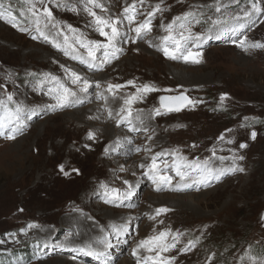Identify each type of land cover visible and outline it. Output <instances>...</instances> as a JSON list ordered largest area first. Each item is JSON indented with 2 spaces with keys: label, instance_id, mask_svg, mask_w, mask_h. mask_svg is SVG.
Listing matches in <instances>:
<instances>
[{
  "label": "rangeland",
  "instance_id": "374dc122",
  "mask_svg": "<svg viewBox=\"0 0 264 264\" xmlns=\"http://www.w3.org/2000/svg\"><path fill=\"white\" fill-rule=\"evenodd\" d=\"M0 2L3 3L0 9L3 12L0 18V85H3L0 98L6 99L7 94L12 93L15 102L37 113L26 120L27 126L15 140L0 137V240L4 241L0 244V264H55V261L121 264L124 260L136 264V258L131 255L136 243L167 227L184 233L178 247L187 245L189 240L196 242L189 251L172 253L177 257L176 264H252L253 259H264V220L261 219L264 216V49L245 52L236 46L245 37L246 43H264V14L244 18L242 10L250 8L248 0H220L222 5H227L221 13L215 12V0H164L165 10L153 18L152 32L136 44L125 43L127 37H124L119 45L123 48L119 59L103 71H97L80 63L78 58L66 56L63 48L58 50L43 38L32 39L39 33L33 18L27 14V0ZM158 2L144 0L143 6L137 2L136 8L146 13ZM99 3L107 11H95L107 18L120 16L133 0H99ZM48 6L64 32H68L65 26L71 25L88 40L103 39L95 31L92 18L83 11V3L72 0L69 7H76L77 11L56 7L55 0ZM261 7L264 8V3ZM186 11L195 12L196 19L200 20V23L193 20V33L214 36L215 30L208 31L209 17L227 19L228 27L238 30L219 39L205 40L199 48L193 49L202 53L199 64L168 59L157 51L160 37L166 34L161 24L166 25ZM237 16L241 18L239 21L234 19ZM143 19V15L138 16V20ZM12 22L28 31L14 28ZM241 23L243 28H239ZM40 27L50 39L63 44V36H57V29L45 28L43 22ZM125 31L126 21L121 28L122 34ZM68 34L71 38L72 34ZM129 35L134 34L129 32ZM147 41L154 47H149ZM77 48L76 55L86 58L84 49H79L78 45ZM64 68L92 82L99 81L101 88L93 84L86 95L81 94L82 103L50 111L47 106L55 104V100L44 93L54 87V82L46 81L42 90L37 89V84L45 79L44 74L69 84ZM128 80L160 89L133 105L134 109H143L145 114L159 108V98L164 95L184 93L198 103L180 112L146 119L147 134L129 132L126 123L116 126L115 117L123 98L135 92V88L122 89L116 93V98L105 91L108 83L124 85ZM98 92L107 100L97 99ZM222 94H226L223 102ZM91 108L96 112L93 116L89 112ZM106 109L112 110L114 118L108 117ZM75 111L83 116L73 115ZM111 129H115V133ZM228 129L232 131H226ZM89 131L96 134L95 140L87 139ZM252 131L257 133L255 140L251 139ZM221 133L225 135L224 141L217 139ZM149 134L153 135L152 140L147 139ZM229 139L233 140L232 144L226 142ZM118 141L119 146L115 147ZM240 143H246L247 147L240 149ZM106 147L111 149L107 155ZM136 147L141 151L136 152ZM146 147L151 151H144ZM174 149L186 160L174 157L171 154ZM157 153H167L158 156L157 162L162 174L173 178L174 185H182L172 167L174 162L183 165L209 159L229 167L235 153L244 156L242 161H237L244 171L219 180L213 178L207 185L192 184L182 191H171L167 187L156 191L152 182L141 175L144 169L140 165L150 163L151 156ZM220 157L226 159L221 161ZM59 164H65L69 170L78 169L79 174L72 172L65 176L59 172ZM165 164L168 167H164ZM184 170L192 180L198 178V173L192 169ZM124 180L133 186L135 194L130 199L117 201L119 206L105 203L101 183L125 191L128 186ZM154 196L163 199L157 202L152 199ZM185 197L189 206L181 209L180 199ZM161 207L170 211L157 220L148 219ZM73 215L86 218L96 229L99 241H111L112 247L104 257L76 250L89 241L84 236L87 234L80 233L79 229L73 232L76 226L72 228L67 220ZM160 220L163 224L158 223ZM126 222L127 232L117 235L116 229ZM29 224L35 227L28 228ZM140 255L150 253L141 250Z\"/></svg>",
  "mask_w": 264,
  "mask_h": 264
},
{
  "label": "snow or ice",
  "instance_id": "6c2138e0",
  "mask_svg": "<svg viewBox=\"0 0 264 264\" xmlns=\"http://www.w3.org/2000/svg\"><path fill=\"white\" fill-rule=\"evenodd\" d=\"M53 0H48V3H52ZM76 2L83 3V11L87 13L88 16L92 18V25L94 26L95 31L102 37V40H88L78 34L77 30L72 28L71 25H66L68 32L61 30V25L59 21H55L53 17V12L48 6V3H45V0H27V14L33 18L35 24V29L39 33V36H32V39L43 38L45 42L50 43L54 48L61 49L63 48L64 54L66 56H71L73 59H79L80 63L87 65L89 68H95L97 71H103L106 66L110 65L114 60H118L120 55L123 53V48L120 47V42L124 37L125 43L136 44L139 40L144 39L149 33L152 32V20L157 13H162L165 9L162 7L164 0H159L149 11L142 13L137 10L136 4L140 3L141 6L144 4V0H133L131 5H128L123 8L120 16L117 17H105L98 15L95 9H100L101 12L107 11L104 6L99 3V0H76ZM237 2V0H233ZM250 8L242 10L243 17L251 19L252 16L264 14V8L261 7V4L264 3V0H248ZM72 3V0H68L67 3L61 2V0H55L56 7H68L70 11H77L76 7H69ZM37 4L40 7H37ZM209 8L212 5H208ZM3 8V3L0 2V9ZM222 8H227V5H222L220 0H215V12L221 13ZM144 16L143 20H138V16ZM203 15V13H201ZM0 18H3V12L0 11ZM211 22V27L208 29L209 32L215 30V35H207L202 33H193L192 24L193 20L196 23H200L199 19H196V13L193 11H186L180 16H175L172 18V21L165 24H161L162 30L166 33L164 36L160 37L161 43L157 47V51H161L163 55L171 60H180L184 62H191L194 64H199L202 62V53L200 51H193L208 39H219L221 36L225 35L228 32L235 33L238 28L228 27L227 19L208 18ZM237 21L241 18L239 16L234 17ZM127 22V31L123 34L121 28L124 25V22ZM11 22V21H10ZM41 22L44 23L45 28L57 29V36H63V44L57 42L56 40L50 39L49 35L46 34L40 27ZM14 28H18L20 31H28L27 28H20L16 23L12 22ZM244 24H239V28H243ZM129 32L134 35H129ZM68 33H71V38ZM247 38L241 39L237 43V47H240L245 52L249 50L264 49V43L252 42L246 43ZM149 47H154V45L147 41ZM84 49L86 52V58L83 55H76L78 53V48ZM190 45V46H189ZM71 49V52H69ZM138 51V49H137ZM100 53V55H98ZM63 67V66H62ZM64 71L67 73L69 84L61 82L57 77L52 76L51 74H44L45 79L41 80L37 84V89L42 90L45 82H54V87H50L45 95L50 96L55 100V104L48 105V110L57 111L62 110L66 107L76 104L77 102L82 103L81 94H87L89 89L93 87V84L97 89L101 88L99 81L92 82L86 77H82L75 71L64 68ZM131 86L135 88V92L126 95L123 98V104L119 108V111L116 112V126L120 127L122 124L128 125L129 132L143 131L146 134L149 133V128L146 126L145 121L153 119L155 116H160L168 114L171 112H180L185 108L195 107L198 101L192 100L184 93L173 96H161L160 107L155 108L149 114H145L143 109H134L133 105L137 102H142L144 97L148 93L159 91L160 89L155 86L145 83L142 85H137L134 80H128L126 84H113L108 83L105 91L111 95L113 98H116V93L122 89ZM3 87V85H0ZM170 91V90H165ZM97 99L107 100V97L103 93L98 92ZM226 99V94H222L220 97L221 102ZM14 105V106H10ZM164 110L163 112L161 110ZM108 117L114 118L111 109H106ZM33 115H37L35 109H29L23 103L15 102L12 93L7 94V98H0V137L12 141L16 137L22 134L26 125V120H31ZM91 119V117H89ZM247 119V118H246ZM177 127H183L178 125ZM243 127V125H242ZM231 132V129L226 130ZM257 133L255 131L251 132V139L255 140ZM88 140H95L96 134L92 131H89L87 134ZM148 140L153 139V135H147ZM220 141L225 140L224 133H221L217 138ZM129 144L132 143L131 140L127 141ZM228 144H232L233 140H227ZM119 146V141L116 143L115 147ZM88 147V145H86ZM196 147V145H192ZM247 147L246 143H240L239 148L245 149ZM111 149L105 148V154L107 155ZM136 152H140L141 148L136 147ZM144 151H151L150 148H145ZM213 156H215V150H211ZM167 153H157L151 156V161L147 165L141 164L140 168L144 169L141 173L142 176L146 177L152 182L155 186L156 191H162L165 187L171 191H182L184 188L191 187L192 184L197 185H207L208 181L215 178L219 180L222 176L227 174H232L234 172H243L244 168L240 167L237 161H242L244 159L243 155H236L235 153L230 158L232 160L231 166L213 168L209 166V159L203 161H191L183 165L179 163H173L172 167L174 168L176 175L179 177L181 184H173V178L166 173L162 174L161 168L157 162L158 156L165 155ZM171 154L174 157H177L178 160H186L185 157L178 155V150H172ZM225 157H220V160L223 161ZM164 167H168L165 164ZM190 168L193 171L198 173V178L195 180L191 179L190 174L184 169ZM58 170L65 176H69L72 172L79 174L78 169H66L65 164H59ZM135 175V173H133ZM190 181V182H189ZM123 183L127 185L125 191H121L118 188H109L107 185L101 183L100 187L104 189V202L107 204L117 205V201H122L125 199H130L134 194V188L128 183L127 180H124ZM170 210L165 207L155 209L153 215H149L148 219L157 220L162 214H166ZM264 220V216L261 217ZM158 223L163 224V221L160 220ZM35 227L33 224H29L28 228ZM128 223L120 225L116 229V234L119 235L121 231L127 232ZM26 234V230H21ZM184 233L179 231H173L170 227L164 228L163 230L157 231L154 235L148 236L145 239H141L136 243V246L132 248L131 255L136 258V264H148L150 261L151 264H176L177 257L172 255L173 252L184 253L191 250L196 246V242L189 240L187 245L183 247H178L180 244V237ZM4 243L3 240H0V244ZM112 247V243L108 239H103L101 241H90L84 247H80L76 250L80 252H86L88 255H95L97 258L104 257L109 248ZM141 250L147 251L150 255L141 256ZM211 261L212 257L208 258ZM243 260L244 258L241 257ZM252 264H264V259L256 261L252 260Z\"/></svg>",
  "mask_w": 264,
  "mask_h": 264
},
{
  "label": "bare ground",
  "instance_id": "6f19581e",
  "mask_svg": "<svg viewBox=\"0 0 264 264\" xmlns=\"http://www.w3.org/2000/svg\"><path fill=\"white\" fill-rule=\"evenodd\" d=\"M89 112H90V114L93 116L96 112H95V110H93V108H91V109H89ZM95 112V113H94ZM76 114V116L78 115V117H80V115H82L83 116V113L82 114H80V111H75V112H73V115H75ZM85 118V117H84ZM108 129V128H107ZM104 130H106V129H104ZM112 131L111 132H113V133H115V129H111ZM119 132V131H118ZM195 132V131H194ZM113 133H111V134H113ZM104 136V135H103ZM111 140H112V138H111ZM115 140V139H114ZM211 157V156H210ZM210 161V164H209V166L210 167H213V168H221L222 166H220L219 165V163L218 162H211V160H209ZM222 163V162H221ZM227 166V165H226ZM230 166V165H229ZM224 176H226V177H228V174L227 175H224ZM227 180H229V179H227ZM188 188V187H187ZM180 196V195H179ZM170 198V197H169ZM153 200H156L157 202H159L161 199H163V198H158V197H156V196H154L153 198H152ZM186 197H185V199H180V203L179 204H181V206L179 207V208H183V209H187V206H189V203H187V201H186ZM166 201H169L170 203H173V204H176L177 202H174L172 199H167ZM89 209V208H88ZM100 210V209H99ZM105 211H107V210H105ZM108 212H110L111 214L112 213H115L113 210H108ZM89 213V212H88ZM111 214H109V215H111ZM68 221H70V224H71V227L73 228V227H75V230H73V232L74 233H76V230L77 229H79V231H80V233H84V234H87V235H84L85 236V238L87 239V241H99V235H96V229H94V227H92V225H90L89 223H88V221H87V219L86 218H82V216H80V215H73V216H71L70 217V219L68 218L67 219ZM70 230V229H69ZM109 230V229H108ZM107 230V231H108ZM110 232V231H109ZM98 233V232H97ZM108 235V234H107ZM112 236V235H111ZM118 239V238H117ZM116 252V251H115ZM116 254V253H115ZM115 254H113V255H115ZM117 255H119V254H117ZM133 263H134V261H133ZM55 264H64L62 261H55ZM121 264H128V262L127 261H123ZM130 264V263H129Z\"/></svg>",
  "mask_w": 264,
  "mask_h": 264
},
{
  "label": "trees",
  "instance_id": "16d2710c",
  "mask_svg": "<svg viewBox=\"0 0 264 264\" xmlns=\"http://www.w3.org/2000/svg\"><path fill=\"white\" fill-rule=\"evenodd\" d=\"M19 257H21V255H19Z\"/></svg>",
  "mask_w": 264,
  "mask_h": 264
},
{
  "label": "water",
  "instance_id": "95a60500",
  "mask_svg": "<svg viewBox=\"0 0 264 264\" xmlns=\"http://www.w3.org/2000/svg\"><path fill=\"white\" fill-rule=\"evenodd\" d=\"M164 96H167V95H164Z\"/></svg>",
  "mask_w": 264,
  "mask_h": 264
}]
</instances>
